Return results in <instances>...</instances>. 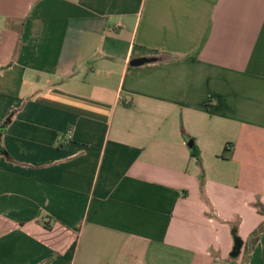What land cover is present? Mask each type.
<instances>
[{
    "label": "crops",
    "instance_id": "0c3cea01",
    "mask_svg": "<svg viewBox=\"0 0 264 264\" xmlns=\"http://www.w3.org/2000/svg\"><path fill=\"white\" fill-rule=\"evenodd\" d=\"M4 123L0 264H264V0H0Z\"/></svg>",
    "mask_w": 264,
    "mask_h": 264
},
{
    "label": "water",
    "instance_id": "95a60500",
    "mask_svg": "<svg viewBox=\"0 0 264 264\" xmlns=\"http://www.w3.org/2000/svg\"><path fill=\"white\" fill-rule=\"evenodd\" d=\"M150 60L149 58H138V59H135L132 61V64H138V63H143V62H146ZM4 125L5 123L0 127V135H1V132L4 128ZM187 142L192 145V139L191 138H188L187 139ZM2 151L1 147H0V152ZM239 248H240V243H234V247H233V250L231 252V255L233 256H236L238 255V252H239Z\"/></svg>",
    "mask_w": 264,
    "mask_h": 264
},
{
    "label": "rangeland",
    "instance_id": "374dc122",
    "mask_svg": "<svg viewBox=\"0 0 264 264\" xmlns=\"http://www.w3.org/2000/svg\"><path fill=\"white\" fill-rule=\"evenodd\" d=\"M258 228H261L260 226ZM258 228L256 230H258ZM254 231V230H253ZM248 258H243V257H232L231 258V263L232 264H246ZM229 261V260H227Z\"/></svg>",
    "mask_w": 264,
    "mask_h": 264
},
{
    "label": "built area",
    "instance_id": "2783aa9c",
    "mask_svg": "<svg viewBox=\"0 0 264 264\" xmlns=\"http://www.w3.org/2000/svg\"><path fill=\"white\" fill-rule=\"evenodd\" d=\"M71 138V130L70 129H66L61 135H60V140L61 141H68ZM47 219H44V221H46Z\"/></svg>",
    "mask_w": 264,
    "mask_h": 264
},
{
    "label": "trees",
    "instance_id": "16d2710c",
    "mask_svg": "<svg viewBox=\"0 0 264 264\" xmlns=\"http://www.w3.org/2000/svg\"><path fill=\"white\" fill-rule=\"evenodd\" d=\"M193 150H195V148L192 147V151H193ZM256 236H257V230H255V231L251 234V239H252L253 241H255V240H256ZM234 238H235L234 243H241L242 239H241L239 236L235 235Z\"/></svg>",
    "mask_w": 264,
    "mask_h": 264
}]
</instances>
